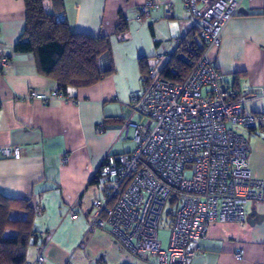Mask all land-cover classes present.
<instances>
[{"label":"crops","instance_id":"crops-1","mask_svg":"<svg viewBox=\"0 0 264 264\" xmlns=\"http://www.w3.org/2000/svg\"><path fill=\"white\" fill-rule=\"evenodd\" d=\"M148 1H43L44 12L65 20L71 33L110 42V55L99 67L112 74L58 98L56 83L38 74L33 56L13 50L25 26L23 0H0V50L9 59V68L0 70V148L21 150L19 160L0 156V195L28 200L34 209L36 238L25 264H37L40 254L46 264H149L133 259L107 233L87 232L91 204L103 197L93 179L105 156L124 144L125 122L138 120L128 105L142 88L139 60L163 71L193 29L182 0H155L172 4L170 19L162 6L142 19L137 10ZM240 11L208 60L248 99L246 109L264 117V1H245ZM121 17L127 22L123 41L115 36ZM180 37L179 45L171 43ZM31 94L45 96L48 104L29 101ZM239 133L247 141L251 177L264 182V131ZM200 251L191 264H264V192L261 201L245 206L242 222L211 227Z\"/></svg>","mask_w":264,"mask_h":264},{"label":"built area","instance_id":"built-area-1","mask_svg":"<svg viewBox=\"0 0 264 264\" xmlns=\"http://www.w3.org/2000/svg\"><path fill=\"white\" fill-rule=\"evenodd\" d=\"M245 1L250 0H182L204 51L181 83L163 80L158 66L148 69L142 89L129 99L138 120L126 121L121 130L120 140H130L134 149L105 156L93 179L103 197L91 204L87 232L107 233L138 262L191 264L211 227L242 222L245 206L263 198L264 182L250 175L247 141L239 130L264 131V117L246 109L248 99L226 84L208 60ZM159 6L170 19V2L150 0L137 13L147 19ZM180 42L181 37L171 41ZM8 68L9 59L0 50V70ZM28 100L43 106L49 102L40 94ZM0 156L19 160L21 150L5 146ZM167 207L172 212L169 222L163 221ZM161 223L170 228L166 248L157 235ZM46 262L41 254L36 259L37 264Z\"/></svg>","mask_w":264,"mask_h":264},{"label":"trees","instance_id":"trees-1","mask_svg":"<svg viewBox=\"0 0 264 264\" xmlns=\"http://www.w3.org/2000/svg\"><path fill=\"white\" fill-rule=\"evenodd\" d=\"M43 1L56 0H23L25 26L14 52L32 55L38 74L54 81L61 95L68 89L89 88L111 75L113 69L102 71L99 67L100 59L110 55L109 38L71 33L65 20L44 12ZM126 33L127 22L121 17L115 36L123 41ZM203 51L204 43L192 29L182 40L180 55L168 60L162 79L183 82ZM139 66L143 82L146 60H139ZM33 222L34 209L28 200L0 195V264H25L26 252L36 238Z\"/></svg>","mask_w":264,"mask_h":264},{"label":"rangeland","instance_id":"rangeland-1","mask_svg":"<svg viewBox=\"0 0 264 264\" xmlns=\"http://www.w3.org/2000/svg\"><path fill=\"white\" fill-rule=\"evenodd\" d=\"M142 89V88H141ZM134 149V144L128 140L126 142H124V144H122L120 149H116L112 152L113 155H117V154H123V153H130L132 152ZM102 198V196H100V199ZM169 207L166 208L165 212H164V218L163 221H171L172 220V212L169 211ZM158 235V239L162 244L163 248H166L170 239V228L164 226V223H161L157 232Z\"/></svg>","mask_w":264,"mask_h":264},{"label":"water","instance_id":"water-1","mask_svg":"<svg viewBox=\"0 0 264 264\" xmlns=\"http://www.w3.org/2000/svg\"><path fill=\"white\" fill-rule=\"evenodd\" d=\"M240 13H241V11H240Z\"/></svg>","mask_w":264,"mask_h":264}]
</instances>
